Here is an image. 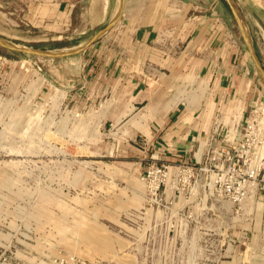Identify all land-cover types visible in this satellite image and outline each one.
Wrapping results in <instances>:
<instances>
[{
  "label": "rangeland",
  "instance_id": "1",
  "mask_svg": "<svg viewBox=\"0 0 264 264\" xmlns=\"http://www.w3.org/2000/svg\"><path fill=\"white\" fill-rule=\"evenodd\" d=\"M235 8L264 73V13L242 7L259 22L244 20ZM218 10L230 15L264 96L235 17ZM88 25L74 16L56 31L20 27L25 37H4L42 51L79 48L69 55L0 45V264H264V205L239 210L198 181L182 184L177 161L160 159L142 134L67 105L63 92L105 24ZM152 164L159 171L148 174Z\"/></svg>",
  "mask_w": 264,
  "mask_h": 264
},
{
  "label": "crops",
  "instance_id": "2",
  "mask_svg": "<svg viewBox=\"0 0 264 264\" xmlns=\"http://www.w3.org/2000/svg\"><path fill=\"white\" fill-rule=\"evenodd\" d=\"M231 1L244 20L259 22L242 7L264 13V0ZM225 5L227 0H0V38L25 37L20 27L56 31L74 16L90 23L88 30L105 24L83 53L79 77L63 92L67 105L142 134L160 159L181 162L201 157L219 121L238 136L259 96L241 36L227 24L230 15L218 10Z\"/></svg>",
  "mask_w": 264,
  "mask_h": 264
},
{
  "label": "built area",
  "instance_id": "3",
  "mask_svg": "<svg viewBox=\"0 0 264 264\" xmlns=\"http://www.w3.org/2000/svg\"><path fill=\"white\" fill-rule=\"evenodd\" d=\"M221 128L227 129L225 122L219 121L201 157L177 162L175 172L182 184L198 181L203 192L208 190L210 195L227 200L236 209L247 206V212L257 211V204L264 205V96L259 95L247 110L238 136L228 129L223 134ZM161 166L166 169L164 176L168 175L172 165ZM151 168L148 174L159 171L155 164ZM159 185L158 182L154 190Z\"/></svg>",
  "mask_w": 264,
  "mask_h": 264
},
{
  "label": "water",
  "instance_id": "4",
  "mask_svg": "<svg viewBox=\"0 0 264 264\" xmlns=\"http://www.w3.org/2000/svg\"><path fill=\"white\" fill-rule=\"evenodd\" d=\"M227 2L229 4V8H230L233 16L235 17V19L237 21V24H238V27L240 29L241 35H242L245 43L247 44L248 49L252 53V58H253L254 63L256 65V69H257L258 73L262 76V78H264V73H262V70H261V68L259 66V62H258L256 56L254 55V52L252 50V45H251V42H250V38H249L248 34L246 33V31L244 29L243 23H242V21L240 19V16L237 13L235 5L233 4V2L231 0H227ZM94 38L95 37H92L90 39V41H92ZM0 45L3 46V47H6V48L12 49V50H16V51H21V52L35 54V55H45V56H64V55H69V54L75 53L77 51V50L64 51V52H62V51H59V52L42 51V50H39V49L25 48V47L17 46V45L11 44L10 42H8V41H6L5 39H2V38H0Z\"/></svg>",
  "mask_w": 264,
  "mask_h": 264
}]
</instances>
